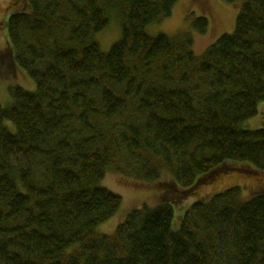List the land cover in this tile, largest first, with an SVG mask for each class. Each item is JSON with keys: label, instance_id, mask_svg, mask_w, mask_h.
<instances>
[{"label": "trees", "instance_id": "obj_1", "mask_svg": "<svg viewBox=\"0 0 264 264\" xmlns=\"http://www.w3.org/2000/svg\"><path fill=\"white\" fill-rule=\"evenodd\" d=\"M223 1L242 2L235 30L201 56L191 37L147 32L179 0H26L9 17L35 91L0 98V264H264V195L239 187L180 224L170 196L97 233L123 204L100 185L110 168L141 182L167 171L178 199L226 165L264 171V129L240 128L264 103V0ZM113 15L121 38L105 52Z\"/></svg>", "mask_w": 264, "mask_h": 264}, {"label": "rangeland", "instance_id": "obj_2", "mask_svg": "<svg viewBox=\"0 0 264 264\" xmlns=\"http://www.w3.org/2000/svg\"><path fill=\"white\" fill-rule=\"evenodd\" d=\"M241 3L229 4L223 0H179L171 16L151 24L147 32L152 36L164 33L172 37H191L195 54L201 56L219 37L233 33ZM25 5L26 0H0V59H2L0 98L4 107L11 104V90L14 87L35 91V83L14 59L15 52L9 41L7 27L9 17ZM201 16L209 21V28L205 34H200L194 25L196 19ZM120 38L121 25L119 19L113 15L109 27L97 36V41L101 49L106 52ZM240 128L244 130L264 129V103L258 106V114L242 122ZM12 130L14 131V127ZM100 185L109 188L123 198V204L118 213L97 229L99 234L112 235L132 210L143 205L156 207L170 196L177 197L174 212L177 224H180L181 216L193 203L198 200H208L214 194L227 189L239 187L244 200L256 194L264 195V171L249 164L226 165L187 191L180 199L177 196L180 195V190L175 186L167 171L158 181L141 182L110 168Z\"/></svg>", "mask_w": 264, "mask_h": 264}]
</instances>
